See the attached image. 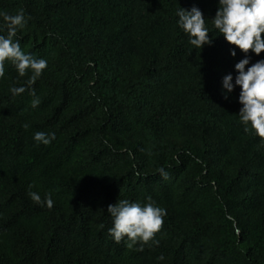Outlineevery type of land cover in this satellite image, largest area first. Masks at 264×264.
Here are the masks:
<instances>
[{
  "label": "trees",
  "instance_id": "16d2710c",
  "mask_svg": "<svg viewBox=\"0 0 264 264\" xmlns=\"http://www.w3.org/2000/svg\"><path fill=\"white\" fill-rule=\"evenodd\" d=\"M194 5L214 39L198 52L175 16ZM217 9L0 0V12L28 19L22 49L48 62L33 85L38 108L9 91L28 76L7 64L0 80V264H264V144L239 121V87L222 94L245 54L233 58L212 27ZM36 131L56 139L37 145ZM30 184L52 194L51 209L29 198ZM148 197L167 210L159 245L115 243L108 206Z\"/></svg>",
  "mask_w": 264,
  "mask_h": 264
},
{
  "label": "clouds",
  "instance_id": "9594fccd",
  "mask_svg": "<svg viewBox=\"0 0 264 264\" xmlns=\"http://www.w3.org/2000/svg\"><path fill=\"white\" fill-rule=\"evenodd\" d=\"M175 16L176 25L187 36L192 51L198 52L206 45L213 44L207 19L198 6L194 5L190 9L179 7ZM0 18L3 21L0 23V33H3L0 34V80L5 78L7 64L14 67L18 77L28 76L26 86H12L9 91L13 96L28 92L32 97V108H38L41 100L33 85L44 74L48 62L26 53L21 47L17 33L23 31L28 24L23 10L14 15L0 12ZM210 20L219 36H223L230 46H235L230 49L233 58L237 56V49L245 54L234 65L237 73L235 78L231 73L223 76L222 94L228 99L236 87H239V121L246 133L251 131L264 144V59L252 63L250 56V53L257 57L264 53V0H218L215 17ZM28 127V124L24 125L25 129ZM33 139L37 145L49 146L56 139V134L36 131ZM159 171L164 179L168 178L163 168ZM33 187L35 184L29 185V198L41 207L51 209L54 206L52 194L45 193L42 198L39 192L31 190ZM107 211L112 218L108 235L115 243L123 242L126 248L139 251L143 250L144 245H159L156 237L164 226L167 210L158 206L151 197L145 203L119 199L116 204L109 205Z\"/></svg>",
  "mask_w": 264,
  "mask_h": 264
}]
</instances>
